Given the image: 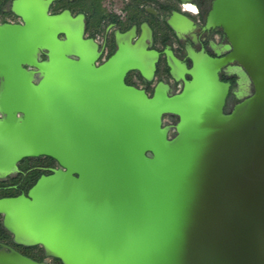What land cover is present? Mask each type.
Wrapping results in <instances>:
<instances>
[{
  "label": "water",
  "instance_id": "obj_1",
  "mask_svg": "<svg viewBox=\"0 0 264 264\" xmlns=\"http://www.w3.org/2000/svg\"><path fill=\"white\" fill-rule=\"evenodd\" d=\"M51 1L13 0L22 22L0 23V179L26 156L60 165L27 196L0 198L14 241L62 264H264V0H213L206 27L221 28L226 55L191 52L188 68L165 51L176 94L125 82L152 81L147 24L115 32L97 63L83 16L49 14ZM166 22L182 32L191 19ZM231 62L253 91L227 110ZM0 264L48 263L2 248Z\"/></svg>",
  "mask_w": 264,
  "mask_h": 264
},
{
  "label": "flooded vegetation",
  "instance_id": "obj_2",
  "mask_svg": "<svg viewBox=\"0 0 264 264\" xmlns=\"http://www.w3.org/2000/svg\"><path fill=\"white\" fill-rule=\"evenodd\" d=\"M13 0H6V5L11 4ZM52 0L48 6L49 14H59L63 11H69L72 16L82 15L83 31L85 38L93 39L98 49H102L98 62L106 59L109 52H114L116 48L115 32L124 33L136 28L137 35L143 30L142 25L147 24L151 31L153 48L159 52V57L155 63V71L151 82H146L138 71H130L126 76L133 73L130 84L144 88L148 93H152V88L158 82L167 83L169 86V94H176L181 90L183 80H174L170 74L167 65L166 50H171L173 55L186 67L191 66V52L200 50L206 51L211 56H224L229 49V42L218 27H206L207 14L211 8L213 0H176L178 8L169 4H157L156 8H150L146 4L149 0H127L124 9L136 8L135 14L112 13L109 17L101 15L98 12L96 23L93 31H103L101 37L97 34H88L89 23L88 17L80 10L74 12L71 4L75 0ZM147 2V3H146ZM168 7V10H165ZM182 11L190 19L191 23L182 32H176L166 22L173 11ZM166 11V14L165 12ZM3 12H8L11 18L0 20V23H21L22 19L14 14L10 9L3 8ZM61 36V35H59ZM111 53V54H112ZM45 58V52L40 53V59ZM219 73L221 80L230 83L232 90L226 97L225 106L230 110L236 103L240 102L244 97L253 91L252 85L246 78L242 70L236 62H231ZM239 74V76L237 75ZM185 79H189L188 74H184ZM233 79V82L230 81ZM249 85V86H248ZM251 90V92H250ZM235 91L233 101L231 102V92ZM177 117L174 119L170 114L162 116V125L168 128V134L175 133V124ZM60 168L58 162L48 156H26L18 160L15 164L14 172L5 175L0 179V198H14L19 196H27V193L36 180L43 175H49L54 169ZM15 250L36 261L45 260L48 264H62L57 262V258L45 254L42 247L38 245H23L14 241V236L6 229L4 225L3 215L0 214V249Z\"/></svg>",
  "mask_w": 264,
  "mask_h": 264
},
{
  "label": "rangeland",
  "instance_id": "obj_3",
  "mask_svg": "<svg viewBox=\"0 0 264 264\" xmlns=\"http://www.w3.org/2000/svg\"><path fill=\"white\" fill-rule=\"evenodd\" d=\"M6 0H0V20H4L5 18H11L10 14L8 12H3V8L10 9L9 5H6ZM67 1V0H65ZM64 1V3H66ZM93 4H90L91 2ZM127 0H75L72 5L74 12L77 10H80L82 8L87 9V14L86 16L88 17V23H89V28L88 31H86L88 34H97L99 37H101V34L103 31H93L95 26V16L98 14V12L101 13L104 17L107 16L109 17L112 13L116 11V13H120V16H123L127 12V14H135L136 10L132 8H128L125 12V9L123 8ZM147 3V2H146ZM169 4L172 6H176L178 8V3L176 0H149L148 3L146 4L150 8H156L157 4ZM97 10V14L93 16L92 11L93 9ZM166 14V11H164ZM93 16V18H92ZM132 74L128 76V80L130 81L132 79ZM249 86V85H248ZM251 92V90H250ZM233 95H236L235 91L231 92V102L233 101ZM172 119H174V116L170 115Z\"/></svg>",
  "mask_w": 264,
  "mask_h": 264
},
{
  "label": "trees",
  "instance_id": "obj_4",
  "mask_svg": "<svg viewBox=\"0 0 264 264\" xmlns=\"http://www.w3.org/2000/svg\"><path fill=\"white\" fill-rule=\"evenodd\" d=\"M90 2H91V1H90ZM90 4H93V3L91 2ZM133 9H136V8H133ZM165 10H168V7H165ZM80 11H82L85 15L87 14V9L82 8V9H80ZM95 13L97 14V10H96L95 7H94V9H93V11H92L91 14H93V16H94ZM96 14H95V15H96ZM97 15H98V14H97ZM97 15L95 16V22H96V19H97ZM93 16H92V18H93ZM111 53H112V50L109 52V55H111ZM230 81L233 82V79H230ZM125 82L128 83V84L131 83V82L128 80V76H126V78H125ZM50 158H51V157H50ZM56 261L59 262V263H61V261H60L59 259H57Z\"/></svg>",
  "mask_w": 264,
  "mask_h": 264
},
{
  "label": "bare ground",
  "instance_id": "obj_5",
  "mask_svg": "<svg viewBox=\"0 0 264 264\" xmlns=\"http://www.w3.org/2000/svg\"><path fill=\"white\" fill-rule=\"evenodd\" d=\"M240 70H241V68H240ZM243 72V71H242ZM245 75V74H244ZM246 76V75H245ZM246 78H247V76H246ZM248 79V78H247ZM249 80V79H248ZM250 94V93H249ZM227 109V108H226ZM170 115H172V116H174L173 114H170ZM175 117V116H174Z\"/></svg>",
  "mask_w": 264,
  "mask_h": 264
}]
</instances>
